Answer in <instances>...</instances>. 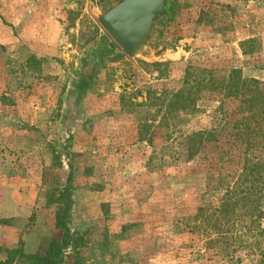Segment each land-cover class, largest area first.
I'll use <instances>...</instances> for the list:
<instances>
[{
  "label": "rangeland",
  "instance_id": "374dc122",
  "mask_svg": "<svg viewBox=\"0 0 264 264\" xmlns=\"http://www.w3.org/2000/svg\"><path fill=\"white\" fill-rule=\"evenodd\" d=\"M119 2L0 0V261L264 264V0Z\"/></svg>",
  "mask_w": 264,
  "mask_h": 264
},
{
  "label": "water",
  "instance_id": "95a60500",
  "mask_svg": "<svg viewBox=\"0 0 264 264\" xmlns=\"http://www.w3.org/2000/svg\"><path fill=\"white\" fill-rule=\"evenodd\" d=\"M168 0H120L96 19L121 52L129 58L141 57V49L155 30L158 16Z\"/></svg>",
  "mask_w": 264,
  "mask_h": 264
},
{
  "label": "trees",
  "instance_id": "16d2710c",
  "mask_svg": "<svg viewBox=\"0 0 264 264\" xmlns=\"http://www.w3.org/2000/svg\"><path fill=\"white\" fill-rule=\"evenodd\" d=\"M67 238L68 231H66L63 235L60 248L55 249L54 245H51V251H49V255L47 257L41 258L33 255H26L22 252L21 249H12L6 251L7 258L4 261H0V264H12L17 254H19L21 258H25L26 260H28L29 264H55L54 258L59 255L62 248H65L68 245Z\"/></svg>",
  "mask_w": 264,
  "mask_h": 264
},
{
  "label": "flooded vegetation",
  "instance_id": "af4514ba",
  "mask_svg": "<svg viewBox=\"0 0 264 264\" xmlns=\"http://www.w3.org/2000/svg\"><path fill=\"white\" fill-rule=\"evenodd\" d=\"M159 18V17H158Z\"/></svg>",
  "mask_w": 264,
  "mask_h": 264
}]
</instances>
